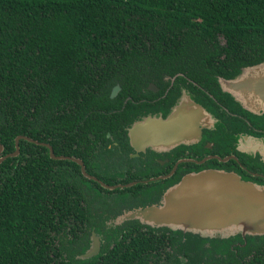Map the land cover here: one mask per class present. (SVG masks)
I'll return each mask as SVG.
<instances>
[{"label":"trees","instance_id":"obj_1","mask_svg":"<svg viewBox=\"0 0 264 264\" xmlns=\"http://www.w3.org/2000/svg\"><path fill=\"white\" fill-rule=\"evenodd\" d=\"M263 59L264 0H0L3 153L16 135L37 138L41 122L107 61L122 71L146 62L213 80L207 72L228 68L230 78ZM18 147L0 164V264H264V236L242 244L238 235L158 232L134 220L106 227V207L83 201L77 179L85 180L72 163L24 141ZM92 231L98 254L77 258ZM233 242L242 246L229 248Z\"/></svg>","mask_w":264,"mask_h":264},{"label":"flooded vegetation","instance_id":"obj_2","mask_svg":"<svg viewBox=\"0 0 264 264\" xmlns=\"http://www.w3.org/2000/svg\"><path fill=\"white\" fill-rule=\"evenodd\" d=\"M106 63L104 73H88L93 79L69 92L52 121L41 122L37 138L16 135L8 153L0 144V164L18 156L20 141L44 149L52 161L72 163L85 180L83 186L77 179L83 201L93 210L106 207L105 226L111 228L131 221L123 220L125 215L157 205L196 172L217 170L264 186V112L250 111L221 89L219 78L232 75L228 68L224 76L207 72L214 75L209 80L146 62L133 71H122L117 60ZM148 134L152 144L143 142L151 140ZM239 237L244 244L245 237Z\"/></svg>","mask_w":264,"mask_h":264},{"label":"water","instance_id":"obj_3","mask_svg":"<svg viewBox=\"0 0 264 264\" xmlns=\"http://www.w3.org/2000/svg\"><path fill=\"white\" fill-rule=\"evenodd\" d=\"M218 82L225 93L245 108L264 112V59L241 68L232 78H219ZM134 133L137 134L136 129ZM148 135L151 140L143 142L152 144L154 136ZM123 220L209 239L264 236V186L234 174L204 170L185 176L164 193L157 205L136 210ZM98 250V237L92 233L89 248L77 258H91Z\"/></svg>","mask_w":264,"mask_h":264},{"label":"rangeland","instance_id":"obj_4","mask_svg":"<svg viewBox=\"0 0 264 264\" xmlns=\"http://www.w3.org/2000/svg\"><path fill=\"white\" fill-rule=\"evenodd\" d=\"M114 224H117V220L114 221Z\"/></svg>","mask_w":264,"mask_h":264}]
</instances>
